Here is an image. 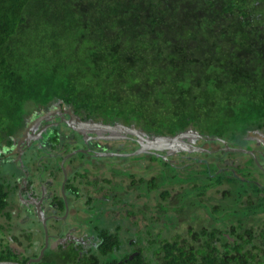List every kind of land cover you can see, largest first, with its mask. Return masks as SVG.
<instances>
[{"label":"flooded vegetation","instance_id":"af4514ba","mask_svg":"<svg viewBox=\"0 0 264 264\" xmlns=\"http://www.w3.org/2000/svg\"><path fill=\"white\" fill-rule=\"evenodd\" d=\"M87 108L53 96L0 142L1 246L43 249L31 264H264V125L171 132Z\"/></svg>","mask_w":264,"mask_h":264},{"label":"trees","instance_id":"16d2710c","mask_svg":"<svg viewBox=\"0 0 264 264\" xmlns=\"http://www.w3.org/2000/svg\"><path fill=\"white\" fill-rule=\"evenodd\" d=\"M53 96L171 132L264 125V0H0V142Z\"/></svg>","mask_w":264,"mask_h":264},{"label":"water","instance_id":"95a60500","mask_svg":"<svg viewBox=\"0 0 264 264\" xmlns=\"http://www.w3.org/2000/svg\"><path fill=\"white\" fill-rule=\"evenodd\" d=\"M89 123H91V121H88ZM88 124V123H86ZM92 124V123H91ZM93 125V124H92ZM88 128V127H87ZM89 129V128H88ZM101 129L103 130H108L110 129L109 125H103L101 127ZM129 131H133L132 128L128 129L127 128V132ZM189 132V130L185 131V132H181V133H176L175 135H168V136H156V137H142L139 141L142 145V147L137 151V152H141V151H148L149 149H157V148H184L185 146V142L183 140V138L185 137V135ZM187 146V144H186ZM43 255V249L40 251L39 255L36 258H31L28 259L25 262H20V261H15V260H0V264H31V262L34 261H39L40 258Z\"/></svg>","mask_w":264,"mask_h":264}]
</instances>
